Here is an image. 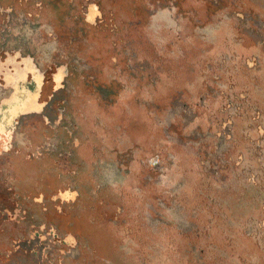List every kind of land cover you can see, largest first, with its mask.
I'll return each mask as SVG.
<instances>
[{
    "label": "rangeland",
    "instance_id": "1",
    "mask_svg": "<svg viewBox=\"0 0 264 264\" xmlns=\"http://www.w3.org/2000/svg\"><path fill=\"white\" fill-rule=\"evenodd\" d=\"M14 52L45 107L0 154V264H264V0H0Z\"/></svg>",
    "mask_w": 264,
    "mask_h": 264
},
{
    "label": "flooded vegetation",
    "instance_id": "2",
    "mask_svg": "<svg viewBox=\"0 0 264 264\" xmlns=\"http://www.w3.org/2000/svg\"><path fill=\"white\" fill-rule=\"evenodd\" d=\"M95 16L96 11L91 8L90 18ZM14 57L18 60L13 59ZM14 61L22 63V67L14 64ZM63 78L62 71L55 74L57 89L61 86ZM43 83L42 73L33 65L32 60L24 58L20 53L14 52V55L5 61L0 58V90L11 87V93L0 101V143L3 147L7 148L19 117L43 111L45 103L40 102ZM64 197L70 198L71 194L66 192Z\"/></svg>",
    "mask_w": 264,
    "mask_h": 264
},
{
    "label": "crops",
    "instance_id": "3",
    "mask_svg": "<svg viewBox=\"0 0 264 264\" xmlns=\"http://www.w3.org/2000/svg\"><path fill=\"white\" fill-rule=\"evenodd\" d=\"M16 53V52H15ZM13 59H16L15 57L13 58ZM12 59V60H13ZM16 60H18V59H16ZM15 60V61H16ZM14 61V64H16V65H20V67H22V63H19V62H15ZM33 61V60H32ZM39 71H41L35 64H33ZM11 68H13L12 66H11V64L9 65ZM42 73V72H41ZM7 148H9V143H7ZM3 150L4 151H9V149H6L5 147H3L2 145H1V143H0V154H1V152L3 153Z\"/></svg>",
    "mask_w": 264,
    "mask_h": 264
}]
</instances>
